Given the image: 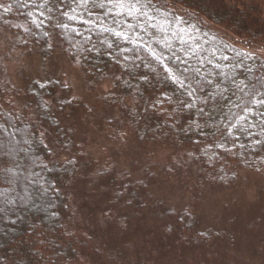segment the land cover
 Returning <instances> with one entry per match:
<instances>
[{
    "label": "trees",
    "instance_id": "1",
    "mask_svg": "<svg viewBox=\"0 0 264 264\" xmlns=\"http://www.w3.org/2000/svg\"><path fill=\"white\" fill-rule=\"evenodd\" d=\"M0 1L2 31L13 34L19 45L30 43L37 46L41 59H46L53 51L54 40L59 41L69 62L80 71L85 88L93 93L92 96L101 99L102 104L109 103L117 109L119 115H113L114 124L101 128L106 135L109 134L108 147L111 145L117 151L121 149V156L125 160L130 158L124 162L121 158L117 161L109 158L106 171L99 174L100 163L92 154L97 138L100 139L95 130H91L92 133L88 130L79 139L74 134L75 129L65 128L62 132L55 123V114L48 115L53 113L51 110L64 108L87 113L85 107L88 104L57 102L63 95V86L56 82L55 76H48L45 80L41 77L27 79L31 82H26L27 95L24 96L29 102H24L23 95L9 105L0 98V130L7 126V121L10 127H14V133L21 134V145L33 132L30 149L38 159L40 179L47 195L46 206L52 207L53 203L57 206L51 217L50 211L38 208L35 202H25L22 186L17 189L21 218L15 219L12 226L8 225L0 235V264H128L132 258L135 264H155L153 256L157 251L149 249L148 245L152 246L153 242H146L148 236H157L161 245H169L175 264H235V254L227 253L228 245L220 246L214 242V237H221L219 241H224V235L199 228L191 201L185 203L178 214L165 209L158 193L160 186L155 180L159 169L154 166V153H147L144 148L166 141L185 145L184 157L172 156L171 164L184 172L185 160L195 163L201 174L197 187L233 181L232 171L224 170L229 166L228 162L225 165L217 163L221 155L224 157L229 152H233V160L237 159L240 165L264 170V126L261 124L264 111L252 118L256 132L248 131L237 137L229 134L244 114L253 109L257 96L264 91V85L258 82L261 74L264 78V62L233 46L223 34L214 32L199 19L206 14L215 26H224L233 35L252 42L261 39L259 34L264 33V15H260L261 12L264 14V0H167L174 6L187 8L182 15L162 0H119L117 11H113V0H105V10L92 2L74 10L73 0H19L20 5L26 6H19L16 0H11L12 4L10 0ZM238 4L249 9L246 14H241L243 19L239 16L240 19L233 20L234 13L239 10ZM130 8L154 18V23L148 26L151 34H156L159 29L170 32L177 24H183L186 33L193 30L194 39L203 37V42L192 55L206 62L211 53H216L217 60H211L212 64L208 65L207 77L198 74L191 61H182L175 54V47L171 50L154 36L148 41L137 39L144 35V26L140 18L125 21ZM71 11L79 15L75 28L65 26ZM257 11L258 16L252 15ZM30 12L37 13L40 18L35 22L29 20ZM164 20L166 22L162 25ZM91 24L97 27L88 39L79 36L80 31L89 29ZM34 25L43 28L41 35L37 32L31 34ZM101 27L108 29L113 39L122 37V44L112 45L111 51ZM62 30H68L74 37L72 44L64 41ZM178 49L183 54L190 51L187 43ZM145 50L158 63L150 61ZM244 59L246 64L242 63ZM227 65H233L234 72L223 73V67ZM103 80L109 83L111 90L97 95L95 84ZM189 84L195 86L196 96L189 93ZM253 85L257 89L255 95L252 94ZM101 108L107 109L106 106ZM101 112V109L95 112V118ZM13 115L20 117V121ZM102 116L107 118L105 120L110 119L109 115ZM248 122L246 120V124ZM130 135H133L135 143L132 145L137 153L131 152L132 147L126 143ZM49 143L55 146L58 154L67 155L66 159L52 160L50 155L54 153ZM5 148L1 143L0 151ZM87 177L93 181L88 187L85 185L89 182ZM94 184L99 185L102 192L99 201L94 199L97 192L92 189ZM14 195L15 192L13 199ZM33 198L32 201L35 198L37 201L38 196ZM2 209L0 207V218L3 219ZM133 217L139 220L135 237L142 240L137 252L138 261L132 253L120 250L121 246L125 252L132 249L127 234L128 222L134 220ZM156 243L159 246L158 241Z\"/></svg>",
    "mask_w": 264,
    "mask_h": 264
},
{
    "label": "rangeland",
    "instance_id": "2",
    "mask_svg": "<svg viewBox=\"0 0 264 264\" xmlns=\"http://www.w3.org/2000/svg\"><path fill=\"white\" fill-rule=\"evenodd\" d=\"M162 1L178 14L182 15L188 10L184 7L174 6L170 3V1ZM73 2L76 7L73 8L74 10L84 7L87 2H92L95 6H98L102 10L107 8L105 0H73ZM113 2L115 6L113 11H117V7H120L119 0H113ZM20 4L21 3H19V6ZM207 4L208 3H206V5ZM238 6L239 10L234 13L233 20H238L240 18L243 19L241 14H246L248 12V6H240V4H238ZM20 8L21 11H24V8ZM74 12L75 11H71V14H69L70 18L65 26L74 27L76 25L77 20H79V15ZM259 14V11L252 13V15L257 16ZM260 15L264 14L261 12ZM39 18L40 16L35 12H30L28 14V19L31 21L35 22V19ZM129 18H140L143 23L144 35L138 36L137 39L148 41V39L154 36V38H157L160 42H162V44L171 50L175 47V50L177 51L175 54L182 59V61H191L196 68V72L200 75L202 74L204 77H207L208 67L212 64L211 60H217L216 53H211L206 62L200 60L199 58H195L192 55L196 47L203 42V37H195L194 39V37H192L194 34L193 30L186 33V29L183 24H177V26H175L170 32H165L162 29H159L156 34H151L148 30V26L149 24L154 23V18L147 17L145 14L140 13L136 8L128 9L125 21H128ZM199 19L202 23L209 25L214 32H220L223 34V37L226 38V40L233 46L255 55L259 60L264 62V33L259 34L261 39L246 42L244 41L245 38L233 35L228 29L224 28V26H215L206 14L199 16ZM165 22L166 20L162 22V25H164ZM96 27V25L91 24L89 29L87 28L80 31L79 36L82 38L87 37L88 39V35ZM41 29L43 28L39 25L37 27L34 25V27H31L30 32L31 34L37 32V34L41 35ZM100 31L103 33L105 39L108 40V46L111 51L113 50L112 45L120 44L122 42V37H120L121 39H113V35L108 31V29L101 27ZM62 33L64 34V41H70L72 44V38L74 37L69 35V31L62 30ZM137 39H135L134 42H137ZM18 43L15 42L13 34L8 32V30L0 31V76L3 78L0 80V98L8 105L13 104L20 97V95H27V79L30 77L35 79L41 77L42 80H45L48 76H55V80H57L56 82H59L63 86V95H60V97H64L62 100L60 98L57 102H65V104H68L69 102H80L81 104H88V106L85 107L87 112L86 114L79 109L76 110L75 108H64L63 110L57 111L51 110L53 113L49 112V110L48 115L53 116L55 114L54 116L56 117L54 120L56 121L55 123L57 126L59 125L58 127H60V130L63 132L65 128H73L76 130L74 131L75 136L79 139H82L88 130H90L91 133L93 132L91 130H95L96 137L100 136V139L97 138L100 142L97 140V144L93 148L92 154L96 158L97 162L100 163L97 170L99 174L106 171L105 167L107 166V163H109V158L116 159L115 161H117L118 158H121L122 162L128 161L130 158L125 160L121 156V153L119 152L121 149L117 151L113 149L111 145L108 147L109 142L106 140L108 139L107 135L109 134L106 135V132L101 128L103 125L106 126L111 123V125L114 124L113 115H119L117 109L109 103L103 102L104 104H102L101 99L92 96L93 93H91L87 87L85 88V85L82 84L80 71H78L75 66L69 62L63 50L59 46V41L57 42V40H54L52 43L53 51L49 56H46V59H41L36 51L38 47L34 44L29 43L30 45L28 44L23 46ZM183 43H187L190 49L187 54H183V52L178 49ZM144 52L150 58V61L158 63L157 59L150 54V52L146 50ZM242 63L246 64V60L244 59ZM234 70L235 68H233V65H227L223 67L222 71L223 73L230 74L231 72H234ZM262 70L264 73L263 67ZM260 78H262V74L258 78L259 81ZM30 82L28 81V83ZM236 83L238 85L237 81ZM240 87L241 86L238 85L239 89ZM95 89H97V95L108 93L111 90L109 83L104 80L97 82L95 84ZM188 89L192 96H196L195 86H193V84H189ZM58 93L61 92L58 91ZM188 96L190 95L188 94ZM263 96L264 91L257 96L253 109L246 112L241 121L234 126L231 132H229L230 136L237 137L241 133H246L248 131L256 132L252 118H254L259 111H264V104L260 103ZM23 98L25 99L24 102H29V98H25V96ZM95 99L97 100L96 102L94 101ZM104 106H106L107 109L101 108ZM99 109H101L102 112L95 118L94 113L99 111ZM101 115H109L108 118L111 120H105L107 118H104V116L101 117ZM13 116L16 117V115ZM27 119H30V117H27ZM15 120L20 121V117H16ZM246 120L249 121L247 124ZM5 122L7 126L5 128L2 126L3 128L1 127L0 130V144L2 143L3 148L6 147L4 151H0V207L3 208L2 210L4 211V214L3 211H1V214H3L4 217L3 219L0 218V235H2L8 225L12 226V222L15 219L21 218L19 212L20 203L18 202L20 199L18 194L19 192L17 190L20 189L21 186V194L25 198V202H35L34 205H37L38 208L47 212L50 211L48 214L51 217L53 215L52 212L57 207L55 203L51 204L52 207L46 206L47 195H45L43 191L45 184L42 179H40L41 174L38 170V159L35 153H33L34 150L30 149V146L33 145L34 141V136L32 135L33 132L31 131V136H29L30 139L26 140L25 143L21 145L19 136L21 134L14 133V127H10L7 121ZM261 124L264 126V121H262ZM133 142V135L128 136L126 143L132 147L131 152L137 153L132 145ZM49 146L52 147V152L54 153L50 155L52 160L57 161L59 159L62 161L66 159L67 155L62 153L58 154L57 149L54 148L55 146L52 144ZM145 147L146 148H144V150L147 151V153L152 152L155 156L154 166L159 169V172L155 175V180H157V186H160L158 193L162 197L160 201L164 202L165 209L168 208L171 212L173 210L175 214H178L184 208V204L191 201V204L193 203L191 205V209L196 213V221L200 224L199 228L204 231L208 228L212 232L223 234L224 241H219L221 237H214V242L219 243L220 246L221 244L228 245L227 247L229 252L227 250H224V252L226 253L227 251L229 255H232L233 253L235 254L234 258L237 261L235 264H264V170L257 171L240 165L241 163L239 164L237 159L233 160L234 158L231 156L234 155L233 152H229V154H226L224 157L220 154L222 158L219 162L217 161V163L218 165H225V163L228 162L227 165L229 166L225 167L226 169L224 170L226 172L232 171V175H234L232 178L233 181L225 184L220 182L207 184L202 187L200 185V187H197L199 186L197 182L201 174L195 163L185 160L184 172H180V169H177L171 164L172 156L179 154V157H184L186 149L185 145H176L166 141L161 144L152 143L151 145L149 144V146L146 145ZM132 157L133 156H131V158ZM5 167L9 168L10 171H2ZM182 174L184 177H181ZM88 181L89 182L85 184L87 187L93 184V181L91 182L90 178ZM75 188H78V185H75ZM93 188L97 190L96 194L94 193V199L96 198V201H99L100 198H102L100 187L99 185L97 186L94 184L92 186V189ZM13 192L16 193V196L14 195L15 199H13ZM34 195L38 196L37 201L36 198L32 201V199H34ZM48 195L51 198H54V195ZM159 195H157V197H160ZM6 208L8 210H6ZM138 222L139 220L137 217L128 222L130 227L128 226L129 229L127 235L129 237L127 238L132 244V249L125 252L126 250L124 249V246L120 247L122 252L130 253V255L132 253V257H134L137 261L139 260L137 257L138 247H140V242L142 241L139 240L138 236L135 237L134 233V230L138 228ZM115 226H117L116 223ZM146 235L148 236L149 234L146 233ZM156 237L157 236H148L146 240L148 244L150 240L153 242L152 246L148 245L149 249H155L157 251L153 256L155 264H175V260L173 261L174 253H172L169 245H161ZM157 241L159 246L156 243ZM228 254L227 256H229ZM129 257L130 256H128L127 259H129ZM145 259L147 258L145 257ZM133 262L134 259L132 258V261L130 260L129 263L135 264Z\"/></svg>",
    "mask_w": 264,
    "mask_h": 264
},
{
    "label": "snow or ice",
    "instance_id": "3",
    "mask_svg": "<svg viewBox=\"0 0 264 264\" xmlns=\"http://www.w3.org/2000/svg\"><path fill=\"white\" fill-rule=\"evenodd\" d=\"M16 2L19 4V0H16ZM20 6H26V5H20ZM44 5H41V7H43ZM5 11H8V8H5ZM262 67H264V66H262ZM174 79V78H173ZM174 82H175V80H174ZM259 83H261L262 85H264V78H260V81H258ZM256 85H253V91H252V94L253 95H255L256 94ZM165 99H167V97H165ZM260 103L261 104H264V100H262V101H260ZM2 171H5V172H7V171H10V169L9 168H7V167H5V168H3L2 169Z\"/></svg>",
    "mask_w": 264,
    "mask_h": 264
}]
</instances>
